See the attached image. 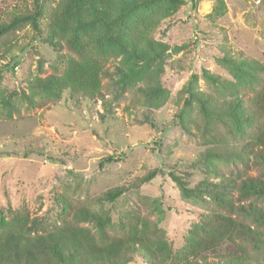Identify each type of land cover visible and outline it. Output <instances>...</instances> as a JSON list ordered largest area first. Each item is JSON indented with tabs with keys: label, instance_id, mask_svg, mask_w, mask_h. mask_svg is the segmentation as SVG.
<instances>
[{
	"label": "rangeland",
	"instance_id": "1",
	"mask_svg": "<svg viewBox=\"0 0 264 264\" xmlns=\"http://www.w3.org/2000/svg\"><path fill=\"white\" fill-rule=\"evenodd\" d=\"M33 1L0 0V15L31 9ZM63 1L42 0L43 28ZM123 1L130 2L122 0L106 20L90 15L80 22L89 25L80 35L91 45L87 61L97 70L99 98L94 101L40 86V80L65 77L83 61L70 46L72 31L55 48L46 41L47 33L37 36L24 27L10 38L11 54L3 58L0 49V217L28 216L51 227L62 224L67 203L80 204L108 219L115 230L131 216L156 224L179 250L192 231L201 229L204 216L225 213L226 200L250 203L238 202L239 183L225 189L226 178L237 180L249 163L248 175L264 180V167L254 166L253 157L246 161L249 155L241 149L253 122L237 121L226 109L207 115L201 108V100L211 97L213 105L236 102L238 116H244L252 89L261 86L256 79L264 76L239 60L264 64V0L157 3L128 16L122 13ZM147 22L152 44L137 49L135 41ZM25 46L28 51L16 65L14 58ZM210 151L223 156L207 160ZM109 156L115 161L101 166ZM153 170L163 174L116 202L105 200L109 190L129 187ZM170 173L196 192L185 195ZM256 197L264 207V193ZM249 222L264 233V217ZM84 225L96 230L94 223ZM248 252L252 264H264V241L256 248L249 245ZM131 264L149 261L138 255Z\"/></svg>",
	"mask_w": 264,
	"mask_h": 264
},
{
	"label": "trees",
	"instance_id": "2",
	"mask_svg": "<svg viewBox=\"0 0 264 264\" xmlns=\"http://www.w3.org/2000/svg\"><path fill=\"white\" fill-rule=\"evenodd\" d=\"M186 1L130 0L123 1L121 10L124 16H128L147 5L165 3L175 7ZM121 2L122 0H64L58 13H50V24L46 29L41 25V20L46 17L42 0H34L31 9L28 6L17 7L7 14L0 15V49L3 50V58L14 49L10 38L15 37L24 27H30L37 36L47 33L46 41L55 48L60 47V40L69 37L72 31L73 39L68 42L73 51L80 53L83 61L76 63L65 77L51 76L47 80H40V86L57 88L64 92L68 90L72 98L94 101L99 98L95 84L97 70L87 61L91 45L87 38L80 35V32L85 34L84 31H87L89 25L80 22L90 15L106 20ZM77 19L79 22L74 26ZM149 23H145L140 29L141 39L135 41V48L140 49L144 43L152 44V26ZM27 51L28 46L21 48V55L14 58L16 65ZM223 59L236 62L231 57ZM239 61L264 76V64L248 58ZM209 78L215 80L213 77ZM256 80L261 86L256 92L252 89L253 98L242 108V118L238 116L240 110L236 107V102L222 101L221 106L213 105V99L209 97L201 100V108L207 115L211 111L226 109L230 112V117L237 121H252L255 125L254 131L241 149L249 155L246 161L253 157L254 166L264 167V77ZM189 96L196 94L189 93ZM100 98L105 102L103 96ZM236 101H240V98ZM206 155L207 160L223 156L212 151ZM114 161V157L109 156L102 161L101 166ZM249 165L246 163V170L236 176L237 180L226 178L224 187L229 191L239 183L238 202L248 200L250 203L237 206L232 197L226 200L222 208L225 213L211 212L204 216L201 229L192 231L185 245L179 250H174L156 224H149L137 216L127 218L126 222L122 220L120 228L115 230L108 219L94 213L90 208L67 203L62 224L51 227H44L40 219H30L28 216L14 217L11 221H7L4 216L0 217V264H131L138 255L144 256L149 264H252L248 246L258 247L264 241V233L259 227L255 228L249 219L260 220L264 217V207L256 200V195L264 193V180L262 177L248 175ZM159 173L163 174L153 170L129 187L119 186L111 189L106 193L105 200L116 202L131 188L150 182ZM170 177L185 195L190 196L196 192L189 188L181 176L170 173ZM236 215L243 218L239 219ZM85 223H94L96 230L84 225Z\"/></svg>",
	"mask_w": 264,
	"mask_h": 264
}]
</instances>
